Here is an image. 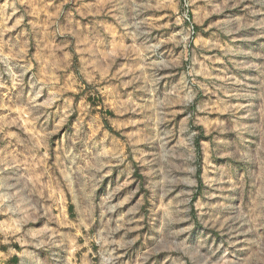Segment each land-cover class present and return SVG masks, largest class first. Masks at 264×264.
Segmentation results:
<instances>
[{
    "label": "rangeland",
    "instance_id": "obj_1",
    "mask_svg": "<svg viewBox=\"0 0 264 264\" xmlns=\"http://www.w3.org/2000/svg\"><path fill=\"white\" fill-rule=\"evenodd\" d=\"M0 264H264V0H0Z\"/></svg>",
    "mask_w": 264,
    "mask_h": 264
}]
</instances>
